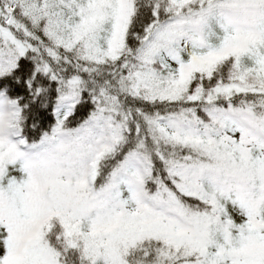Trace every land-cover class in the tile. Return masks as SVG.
I'll return each instance as SVG.
<instances>
[{
  "label": "snow or ice",
  "instance_id": "obj_1",
  "mask_svg": "<svg viewBox=\"0 0 264 264\" xmlns=\"http://www.w3.org/2000/svg\"><path fill=\"white\" fill-rule=\"evenodd\" d=\"M0 264H264V0H0Z\"/></svg>",
  "mask_w": 264,
  "mask_h": 264
}]
</instances>
